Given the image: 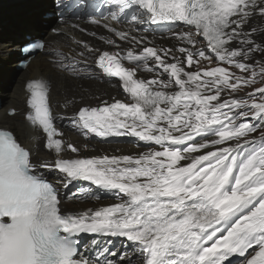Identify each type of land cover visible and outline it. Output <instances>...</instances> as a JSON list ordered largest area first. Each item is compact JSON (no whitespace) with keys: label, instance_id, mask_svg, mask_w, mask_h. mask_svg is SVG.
Returning a JSON list of instances; mask_svg holds the SVG:
<instances>
[{"label":"snow or ice","instance_id":"snow-or-ice-1","mask_svg":"<svg viewBox=\"0 0 264 264\" xmlns=\"http://www.w3.org/2000/svg\"><path fill=\"white\" fill-rule=\"evenodd\" d=\"M104 3L116 9L109 13L112 21L135 23L127 32L99 19L91 23L132 47L124 51L103 35L100 41L120 51L75 40L79 51L70 57L57 51L53 63L72 77L94 66L108 82L118 78L127 97L83 106L65 127L85 138L133 137L147 150L79 158L80 147L56 124L64 117L52 110L49 82L30 81L26 119L45 134L44 147L54 159L33 162L32 152L0 127V264H225L233 257L240 264H264V36L258 42L257 28L250 27L264 19V0ZM136 24H182L185 30L171 33L181 46L145 43L146 36L132 34L143 30ZM31 50L44 51L45 43ZM140 70L154 78H136ZM244 89H251L248 98H236ZM224 93L232 98L223 99ZM257 130L259 140L248 139ZM231 141L234 146H224ZM68 151L77 158H65ZM42 169L60 175L65 189L89 182L69 199L99 200L95 186L118 202L62 214L60 192ZM80 234L128 243L117 255L105 240L95 257L78 258L73 237Z\"/></svg>","mask_w":264,"mask_h":264},{"label":"bare ground","instance_id":"bare-ground-1","mask_svg":"<svg viewBox=\"0 0 264 264\" xmlns=\"http://www.w3.org/2000/svg\"><path fill=\"white\" fill-rule=\"evenodd\" d=\"M53 1L54 0H0V18L2 19V28L0 29L1 33L5 34L8 32L9 29H7V26L4 24H8V20L11 19V26L9 25L10 27L14 26V28L18 31L22 30L26 32L25 34L33 35L34 32H36V28L39 26L38 24H43L41 16L43 14L45 15L52 12L51 7L53 6ZM14 2L16 4H14ZM10 7H15L18 12L20 9V17H15L18 19V21H16L14 17L11 18L13 14L16 13V9ZM262 21H264V19L257 17L252 22L250 27L257 28V24L260 25ZM73 24L78 25L79 27L73 28ZM103 24H109L118 31L125 32L129 31L132 27V25L121 26L111 21L101 20V25ZM29 26L32 27V30H26ZM81 28L85 29L86 31L81 32ZM53 29H57L60 35H56L53 32ZM89 32H96L97 36H90L88 35ZM132 34L138 37L146 36L147 40L145 43L154 40V45L156 47H170L172 45L177 47L181 46L180 42L177 39L172 38L171 34L153 36L151 34H145L143 32L137 31ZM101 35H103L105 39H116V43L119 44L121 48L124 49V51H126L127 48L132 47L131 45L125 46L124 41H120L118 38L114 37V35L109 33L106 28L93 25L89 20L75 21L66 19L61 25H55L54 28L46 30L45 41L47 42V49L45 48L42 53L36 56L31 64L24 71L18 74V78H14V82L11 80V78L14 77L12 68L15 64V54L20 52V49H22V46H19L20 43L18 42V39L21 40L22 38H20L18 35L19 38L16 36L15 39H11L8 34L5 37L4 35L0 37V81H4L3 78H7L6 81L8 80L5 86L0 85V94L4 93L7 103H4V109L3 106L0 105V127L8 126L15 129L16 134L21 141H24L26 136H28L29 141L32 140L31 138L33 136L37 137V139L32 140V153L34 154V162L45 160L51 161L54 159V155L44 147L45 137L42 135L41 131L39 129H33V127L30 125V122L26 119L29 112L26 105L29 98V93L26 89L27 84L30 81L37 79H42L46 82H49L50 104L56 115L64 117L62 120L63 127H61V129L65 132L66 140L80 147L81 151L79 153V158H91L103 155L135 156L147 150L146 148H144L145 150H139L137 147L120 146L119 144L114 146L106 144L101 145L100 143H94L83 137V135L78 131H74L65 127V125L70 123L69 118L73 117L79 108L83 106H98L103 100H108L111 102L113 97L120 100H125L126 98V95L121 90L120 85L117 83L108 84L106 82V78L103 77L98 69L94 68V66L93 68L89 69V71L77 77L67 76L64 73H60L59 71L55 72V69L58 70V67L53 63V61L57 59L55 52L59 51L62 55L69 57L74 55L73 49L79 51L81 47L74 43L75 40L86 41L91 46L101 48L102 50L114 52L120 51V49H117L115 46H108L100 41L98 37ZM253 35L256 36L255 33ZM203 45L205 46L206 43ZM149 46L153 45L150 44ZM139 47L142 48L143 45ZM137 50H139V48ZM45 53H47V55ZM90 73L93 74L90 75ZM7 75H9V77ZM141 75L145 76L144 74ZM154 75L155 74L153 73L151 79L154 78ZM15 82L16 84L14 85ZM7 85H10V88H12L14 85L11 92H9L11 89H5ZM8 99L10 100V103L8 102ZM3 102H5V100H3ZM10 109L16 110L17 115L14 117H9L7 112ZM199 139L200 138L198 137L197 140ZM85 144L87 145L86 149L84 148ZM65 158H77V154L68 151L65 153ZM186 163V161H181V165ZM61 179V176H57L58 183H60ZM113 204H115V202L107 203L101 201L97 204L91 199L82 202L81 200L65 198L61 207L65 210H73L79 213L81 211H87L88 209L96 210L101 207ZM119 249L120 247H117V255H119L121 252ZM114 258L116 259V257ZM231 261L232 259H230V262ZM230 262H225V264H230Z\"/></svg>","mask_w":264,"mask_h":264},{"label":"rangeland","instance_id":"rangeland-1","mask_svg":"<svg viewBox=\"0 0 264 264\" xmlns=\"http://www.w3.org/2000/svg\"><path fill=\"white\" fill-rule=\"evenodd\" d=\"M14 4H16L15 2H14ZM14 4H12V5H14ZM11 6V5H10ZM10 8H15V7H10ZM21 8V7H20ZM16 9V8H15ZM15 13V12H14ZM20 15V9H19V12H18V10L16 9V13L15 14H13V16L11 17V18H15V17H20L19 16ZM16 19V18H15ZM1 21H2V19L0 18V29L2 28L1 27ZM16 21H18V19H16ZM10 22H11V19L10 20H8V24H4L5 26H7V29H9L8 30V32L7 33H5V34H3V33H1V31H0V37L1 36H3L4 35V37L5 36H7V34H8V36L9 37H11V39H15L16 38V36L19 38V36H20V38H22L21 37V34H22V30H20V31H18V30H16L15 28H14V26H12V27H10L11 25H10ZM31 22V21H30ZM37 23H39V22H37ZM262 23V24H261ZM260 23V25L259 24H257V33H255V38L257 39V41L258 42H260V40H261V37L262 36H264V21H262ZM55 24H57V23H54V21H52L51 22V24H50V29H52V28H54L55 27ZM10 25V26H9ZM31 25V24H30ZM39 26V28L38 29H36V32H34V34H37V32H38V30L40 29V27H41V25H42V23H39L38 24ZM47 25H49V24H47ZM58 25V24H57ZM61 25V24H60ZM259 26V27H258ZM263 26V27H262ZM258 28H259V30H258ZM28 29H31V27L29 26V27H27V30ZM32 30V29H31ZM182 30H185L184 28L182 29ZM181 31V30H180ZM19 35V36H18ZM10 39V38H9ZM198 39H200L201 41H202V43L199 45L200 47H205L203 44L205 43V41H203V38L202 37H200V38H198ZM25 40L22 38L21 40L20 39H18V42L20 43L19 44V46L24 42ZM179 47V46H178ZM257 59H260V57H259V55H257ZM204 63H206V62H204ZM254 63V62H253ZM213 66H215V65H213ZM11 67H12V65H11ZM55 69V68H54ZM188 70H194V69H188ZM237 72H238V70H236ZM55 72H58V70L57 69H55ZM8 77H9V75H7ZM14 76H15V74H14ZM18 78V77H17ZM4 79V81H0V85L1 86H5L6 85V83H7V81H6V79L5 78H3ZM16 84V82L14 83V85ZM108 84H112V83H108ZM114 84H116V83H114ZM14 85L12 86V88H11V90L9 91V92H11L12 91V89H13V87H14ZM0 86V87H1ZM260 85H257V87H259ZM1 90V89H0ZM248 91H251V89H244V90H242V91H240V92H238L237 94H235V96H236V98H244V99H247L248 97H247V92ZM5 93H8V92H5ZM0 98H1V100L3 99V100H5V102H2L1 103V105L3 106V109H4V107H5V104H7L6 103V98L4 97V93H1L0 94ZM222 98L223 99H231L232 97L231 96H229V94L228 93H224V94H222ZM8 102L10 103V100L8 99ZM257 102H259V96H258V94H257ZM5 103V104H4ZM12 105V104H11ZM1 113V112H0ZM243 119V118H242ZM251 123H258V121H250ZM259 135H260V130H257V132L256 133H254V134H252L251 136H249L248 137V139H253V138H255L256 140H259L258 138H259ZM241 143H243V141H241ZM118 144H120V146H132V147H137V146H135V145H132V144H128V143H124V142H122V143H118ZM102 145V144H101ZM106 145H110V146H114L115 144H106ZM235 145V142L234 141H231V142H228L226 145H224V146H234ZM137 148H139V150H145L144 148H140V147H137ZM196 154H200V153H196ZM102 202H107V203H109L108 201H106V200H102ZM231 263V262H230Z\"/></svg>","mask_w":264,"mask_h":264},{"label":"water","instance_id":"water-1","mask_svg":"<svg viewBox=\"0 0 264 264\" xmlns=\"http://www.w3.org/2000/svg\"><path fill=\"white\" fill-rule=\"evenodd\" d=\"M51 9H53V6L51 7ZM48 24H49V25H47V26L45 27L46 29L49 28V26H50V24H51V21H49ZM42 37H43V34H40V35H38L37 38H42ZM21 60H22V57H21V56H17V57H16V60H15V63H19ZM13 73L15 74V76L12 77L13 79L11 78V80L14 82V78L17 77L19 73H21V70L18 69V67H16V69L13 71ZM14 74H13V75H14ZM10 82H11V81H10ZM6 88L9 89V90L11 89V88H10V85H7V86L5 87V89H6ZM5 89H4V90H5Z\"/></svg>","mask_w":264,"mask_h":264}]
</instances>
